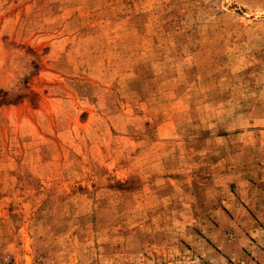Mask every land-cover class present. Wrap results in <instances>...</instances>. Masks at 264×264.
<instances>
[{
	"label": "rangeland",
	"instance_id": "obj_1",
	"mask_svg": "<svg viewBox=\"0 0 264 264\" xmlns=\"http://www.w3.org/2000/svg\"><path fill=\"white\" fill-rule=\"evenodd\" d=\"M0 264H264V0H0Z\"/></svg>",
	"mask_w": 264,
	"mask_h": 264
}]
</instances>
